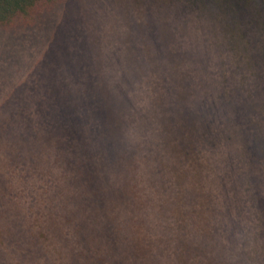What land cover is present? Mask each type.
Instances as JSON below:
<instances>
[{"label": "trees", "instance_id": "trees-1", "mask_svg": "<svg viewBox=\"0 0 264 264\" xmlns=\"http://www.w3.org/2000/svg\"><path fill=\"white\" fill-rule=\"evenodd\" d=\"M0 264H264V0H0Z\"/></svg>", "mask_w": 264, "mask_h": 264}, {"label": "rangeland", "instance_id": "rangeland-1", "mask_svg": "<svg viewBox=\"0 0 264 264\" xmlns=\"http://www.w3.org/2000/svg\"><path fill=\"white\" fill-rule=\"evenodd\" d=\"M0 39L3 41V43H7V38L3 37V36H0Z\"/></svg>", "mask_w": 264, "mask_h": 264}]
</instances>
